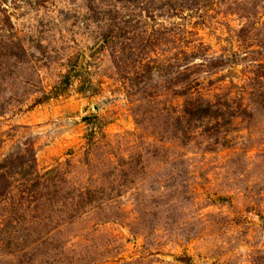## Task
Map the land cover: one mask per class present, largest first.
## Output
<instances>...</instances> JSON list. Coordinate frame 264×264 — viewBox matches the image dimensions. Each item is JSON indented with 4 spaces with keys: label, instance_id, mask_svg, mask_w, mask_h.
Segmentation results:
<instances>
[{
    "label": "rangeland",
    "instance_id": "1",
    "mask_svg": "<svg viewBox=\"0 0 264 264\" xmlns=\"http://www.w3.org/2000/svg\"><path fill=\"white\" fill-rule=\"evenodd\" d=\"M0 264H264V0H0Z\"/></svg>",
    "mask_w": 264,
    "mask_h": 264
}]
</instances>
